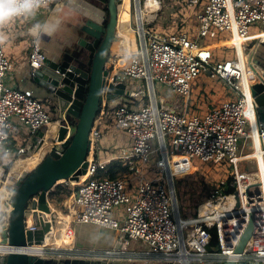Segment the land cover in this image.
Returning <instances> with one entry per match:
<instances>
[{
  "label": "built area",
  "instance_id": "built-area-1",
  "mask_svg": "<svg viewBox=\"0 0 264 264\" xmlns=\"http://www.w3.org/2000/svg\"><path fill=\"white\" fill-rule=\"evenodd\" d=\"M57 1L60 0H48V5ZM136 1L133 17V0H129L130 25L133 31L135 24L133 32L137 34L136 48L127 50L119 44L118 52L111 55L110 64L112 77L117 75L119 81L126 83V94L113 106L110 102L104 104L97 115L91 130L88 172L77 182L74 204L67 207V213L59 211V218L71 216L73 243L75 225L93 223L124 233L127 237L124 245L129 240H141L153 252L180 264H224L228 260L237 264H264V122L258 116L251 91V85L260 80L255 67L260 73L263 70L255 63L247 65L243 49L255 39L264 41V35L257 37L264 33V0H183L189 6L200 7L197 13L200 36L230 32L226 39L233 40L236 57L222 58L216 64L212 63L215 47L190 37L187 30H153L150 24L154 18L149 17V13L156 15L160 7L147 6V0ZM254 24H259L260 29L250 32V26ZM1 29L0 131L6 134L0 136L3 158L0 163L5 168L25 156L37 158L39 162L52 148L50 145L42 153L47 137L52 135L51 132L57 136L62 124H54L56 112L47 111L32 89L13 87L5 82L12 63L5 54ZM116 39L122 40L119 30ZM46 57L39 42L33 40L29 52L32 72L45 64ZM202 72L223 78L237 92V98L224 101L203 116L193 114L190 117L187 110L177 109L158 98L156 82L173 92L190 96L192 80ZM129 78L144 82L145 87L133 89ZM14 120L35 137L31 148L10 144L11 131L16 127ZM110 120L127 132L132 149L124 148L107 160L100 158V150L104 126ZM53 125L55 131L51 129ZM256 134L260 137L259 145ZM260 147L262 159L255 154ZM156 153L155 163L166 179L152 180L142 176L133 200L125 191L123 176H106L108 165L114 160L129 164L130 170H139L135 161H151ZM194 157L204 161L200 164L220 163L213 168L230 164L232 170L209 193L204 204L210 208L207 213L183 217L177 201L176 174L185 173ZM251 159H255L256 169H243V163L247 164ZM3 175L0 186L7 188L10 174ZM122 203L126 204V216L119 218L114 208ZM12 208L7 188L5 195L0 194L1 240L9 225ZM252 218V234L243 251L236 252ZM211 227L216 228V243L211 242L212 235L208 230ZM52 249L60 250L61 246Z\"/></svg>",
  "mask_w": 264,
  "mask_h": 264
},
{
  "label": "water",
  "instance_id": "water-1",
  "mask_svg": "<svg viewBox=\"0 0 264 264\" xmlns=\"http://www.w3.org/2000/svg\"><path fill=\"white\" fill-rule=\"evenodd\" d=\"M123 0H107L106 15L89 16L82 28H91L93 38L86 43L88 64L84 68L72 58L46 57L45 64L29 73V77L44 90V100L66 110L57 136L52 135V148L32 169L8 175L6 184L12 205L9 225L2 233V243L13 247H43L41 253L0 251V264H114L83 251H60L45 246L48 234L56 229L59 203L52 196L57 185L66 180L79 182L88 172L92 150L91 130L102 106L126 94V83L111 74L108 67L119 26V8ZM104 9V8H100ZM149 13V17L153 16ZM255 47V42L248 44ZM250 56L252 64L263 70L260 80L251 85L257 103L258 116L264 122V56ZM112 77V78H111ZM74 128L72 131L71 128ZM70 128V133H69ZM248 169H256L255 159L248 160ZM9 165L5 166V169ZM56 201L57 205H54ZM239 204V201H238ZM31 222H27V216ZM35 226V229H32ZM253 218L245 229L236 252H242L252 234ZM160 264H175L170 259H157ZM115 264H130L124 261ZM224 264H237L228 260Z\"/></svg>",
  "mask_w": 264,
  "mask_h": 264
},
{
  "label": "rangeland",
  "instance_id": "rangeland-1",
  "mask_svg": "<svg viewBox=\"0 0 264 264\" xmlns=\"http://www.w3.org/2000/svg\"><path fill=\"white\" fill-rule=\"evenodd\" d=\"M160 2V8L158 9V12L156 15L150 16L153 17L154 20L151 22L150 26L153 28V30H156L158 32H170V31H176V30H187L189 32L190 37L193 38H199L201 43H207L212 41H217L221 38H226L230 36L229 31H218V34L216 36H211L210 34L208 36H200L198 34V19H197V13L200 10V7L197 6H189L188 4L183 3V0H159ZM131 2V0H130ZM182 4H181V3ZM138 1L133 0V17H135L134 8L136 7V4ZM48 6V5H47ZM129 6H131V3H126L121 5L122 10L124 11L126 18H127V32H126V39H128V45L132 48H136V39L135 37L137 34H135L133 31H135V24H133L134 29L132 31L130 22L131 17L129 14ZM50 8V5H49ZM131 8V7H130ZM83 8H79V13L75 17L76 25L75 27L73 25V19L70 18V16H73L75 12L74 9L66 6H59L54 10V15H56L57 19L59 18L62 21V25L56 33H54V37L50 39V41H43L42 42V51L45 52L48 56H53L56 58H61V54H63L67 51L70 52V49L68 48L69 45H73L74 38L79 36V33L81 35L85 34L83 27V23L88 18V15H85ZM121 9V8H120ZM103 10V9H102ZM106 12V10H104ZM106 15V14H105ZM120 11H119V21L120 19ZM122 17V16H121ZM23 18H18L14 21H21ZM52 19V18H50ZM72 22V23H71ZM260 29L259 24H254L250 26V32H255ZM81 30V32H80ZM1 38L2 41H6V33L3 32V28L1 29ZM119 33V32H118ZM131 34V35H130ZM53 36V35H52ZM122 36V35H121ZM82 37V36H81ZM60 40H58V39ZM233 41L231 39H222L220 41H217V43L211 45L215 47L213 49V58L212 63L216 64V62L222 58H234L236 57V49L234 48H228L222 45H231ZM5 44V42H4ZM116 44H119V40L117 42V39H115L113 48H112V54H115L118 52L119 47H116ZM81 45V44H80ZM82 46V45H81ZM216 46L218 48H216ZM77 50L83 51L82 47H79ZM76 50V52H78ZM74 54H76L75 50L73 51ZM259 53V56H264V44L259 43L256 49L251 51V54L256 56ZM261 57V56H260ZM112 58V57H111ZM109 59L108 67L110 68V64L112 59ZM87 66V65H85ZM131 87L135 90H137L139 87H145L144 82L138 81V79L129 78ZM192 93L190 96H184L182 94L176 93L171 91L169 88H166L159 82H156V89L157 93L160 97H165L168 100L174 101L179 105V108H184L187 106L189 110H187L188 116H192L193 114L197 113L201 116L205 115L208 111H210L213 107H216L218 105H221L224 101L235 99L237 98V92L230 87L227 82L218 76H214L209 72H202L199 76L194 78L192 80ZM42 93L38 96L40 99H42L44 107L47 111L53 113V110L51 108V103L44 100V98L41 95H44V90H42ZM38 92V90H37ZM121 99L115 100V104H117ZM57 115V113H55ZM56 120V119H55ZM56 124V123H55ZM115 128H117L118 131L116 133V136L118 137V141H116V137H114L113 142L108 139L107 132L109 130H106V126H104V133L101 138V144L103 145V148L100 150V158L101 159H112L114 156L120 154L122 152V149L129 148L132 149V145L130 143L129 136L127 132L124 129H121L118 125H114ZM72 131L74 128H71ZM29 132V130H28ZM27 134H30L27 133ZM109 140V141H108ZM29 145V144H28ZM156 145V141H154V146ZM108 148V150H106ZM49 151V150H48ZM47 151V152H48ZM46 152V153H47ZM45 153V154H46ZM158 156V153L154 155V158L151 161L148 162H136V166L139 170H136L134 168L133 170H130L126 172L123 175V179L125 181V191L126 193L131 197V199H135L136 193L138 191V186L141 181V177L144 176L145 178H149L152 180H164L165 177L160 171V169L157 167L155 160ZM1 162V159H0ZM204 162L199 157L192 158V164H190L188 170L185 172L188 175L184 176L185 173H177L176 177V192L177 197L180 200L181 204V212L183 216L186 217H196L197 215H200L201 213H204V204L206 199L209 198V193L213 191L216 187V183L220 180L225 178L232 170V165L225 164L219 167L213 168L215 165H219L220 163L217 162H210V163H203L202 165L195 166V164H200ZM9 165L8 168H4V165L0 163V178L1 176H5L7 172H9L10 175L17 174L16 172L11 173L14 167L16 166V163ZM141 163V164H140ZM38 163H36V160H31L25 164H22L19 166L20 170L21 168L24 169L25 167L29 166L26 169H32L35 167ZM138 164V165H137ZM144 165V167H142ZM243 169H247L246 162L242 165ZM25 169V170H26ZM61 185L69 186L71 188V195L73 196L75 189L78 185V183L74 182H61ZM59 184V185H60ZM58 186V185H57ZM56 186V187H57ZM55 187V188H56ZM65 188V187H64ZM69 194V195H70ZM69 195L64 196L65 199H69ZM207 197V198H206ZM63 201V202H64ZM54 205H57L56 201H53ZM62 203H59L57 206L59 211L66 212L67 207L70 205H61ZM67 206V207H66ZM114 213L119 218H124L126 216V204L122 203L119 206H116L114 208ZM68 216V215H67ZM27 222H31V216L28 215ZM99 225L93 224V223H86L81 226V224L75 225V231L76 234L79 237H84L85 239L93 238L98 234L99 232ZM74 228V226H73ZM61 233V234H60ZM57 236L62 235L61 231H58ZM97 235V236H98ZM141 241V240H140ZM70 241H68L69 243ZM142 242V241H141ZM140 244V242H138ZM145 249H148V246L145 245L144 242L141 243ZM49 247V246H48ZM64 246H61V249ZM66 247V246H65ZM51 248V247H50ZM154 262V261H153ZM175 264H180L179 262H175ZM192 264H201V263H192Z\"/></svg>",
  "mask_w": 264,
  "mask_h": 264
},
{
  "label": "crops",
  "instance_id": "crops-1",
  "mask_svg": "<svg viewBox=\"0 0 264 264\" xmlns=\"http://www.w3.org/2000/svg\"><path fill=\"white\" fill-rule=\"evenodd\" d=\"M161 2V1H159ZM59 6H63V7H70L72 9H74L75 12L73 16H70V18L73 19V25L75 27H77L76 25V19H77V15L79 13V8H83L82 10H84L85 15H89V16H95V17H103L105 15L104 10L105 9H100L101 7H99L98 5H96V3H92L90 0H60L57 1V3H54L52 5H49L45 8H42L37 14L36 16L32 17V18H23L21 21H13L11 22V24H9L8 26L3 28V32L6 33L5 37H6V41L5 42V54L6 56L10 59L11 63H12V67L9 69V71L7 72V75L5 77V82L13 87H19L22 89H32L36 96L38 97L42 91L39 88V86L30 79L29 77V73L32 72L31 70V66L29 63V52L31 49V44L32 41L34 40V38L29 34L28 29L32 26V24L36 23V22H45L47 20H49L50 18L52 19H57L56 15H54V10H56L57 7ZM120 19L122 18L121 21H119V26H118V30L120 31L121 35H122V40L119 42V44H121L122 48L130 50V49H135V48H131L128 45V39H126V32H127V18L126 15L124 13V11L122 10V7H120ZM130 10V9H129ZM122 16V17H121ZM76 17V19H75ZM59 19V18H58ZM130 22V21H129ZM72 23V22H71ZM131 23V22H130ZM81 32V30H80ZM256 32V31H255ZM2 35V33H1ZM131 35V34H130ZM81 33H79V36L76 38H74V43L73 45H69L68 48L70 49V52H73L79 48L82 47L80 45V39H81ZM53 36H47L44 35L40 41L39 44L42 45L43 41H50V39H52ZM58 39V38H57ZM223 38L217 40L220 41ZM226 39V38H225ZM60 40V39H58ZM217 41H212V42H207L206 44L209 45H213L215 43H217ZM118 42V41H117ZM251 42H255V47L254 48H249L248 44L246 47H244V51H245V61L247 63V65H249L251 63L250 60V56L251 51L256 49V47L258 46L259 43L262 42V44H264V41L261 40H253ZM249 42V44L251 43ZM119 44H116V47L119 46ZM224 46V45H222ZM225 47L228 48H234L232 45L231 46H227L225 45ZM42 48V46H41ZM83 48V47H82ZM216 48H218L216 46ZM79 51V50H77ZM69 51L65 52L64 54L66 55L67 53H70ZM62 55V54H61ZM47 57H51L53 59H57L56 57L53 56H48L46 54ZM254 57H258L257 55ZM259 58V57H258ZM38 90V92H37ZM158 95V93H157ZM44 98V95H41ZM238 96V94H237ZM159 98V95H158ZM45 99V98H44ZM114 99L112 101H110V105H114L115 100ZM161 101H165V103H168V105H171L177 109L180 110H189V108L187 106H185L184 108H179V105L174 101L168 100L165 97H160L159 98ZM220 106V105H218ZM217 107V106H216ZM51 108L53 110V112H57V109L61 107H59L58 105L54 106L51 104ZM214 108V107H213ZM212 108V109H213ZM211 109V110H212ZM209 112V111H208ZM197 114V113H195ZM15 122V128L11 131V138H10V144L12 146L15 145H24L26 147L31 148L34 143H35V137L31 134H27L28 129L20 124L17 120H14ZM55 124V123H54ZM52 127H55V125H53ZM49 130V129H47ZM106 130H109L107 132L108 135V139H110V141L113 142L114 137H116V141H118V135L116 136L117 132H120L117 130V128H115L114 126V122H112V120L109 121V123L106 125ZM109 141V140H108ZM29 144V145H28ZM47 144V143H45ZM48 145V144H47ZM103 146V145H102ZM43 151L42 153H44L45 151V146H43ZM108 150V148L106 149ZM0 159L2 160V156L0 154ZM27 158V156L24 157V161L25 163H27L28 161L31 160H36V163L38 162L37 158L31 159ZM198 165H202V164H196V166ZM175 185H177L175 183ZM74 195V194H73ZM177 201H178V205H179V209H180V213L183 216L182 212H181V204H180V200L177 197ZM70 205L72 206L74 204V200H73V196L70 194L69 195V199H65L64 202H62V205ZM67 207V206H66ZM65 217L67 219H69L70 221L72 219H70L71 217L68 215ZM186 217V216H183ZM73 223H70V226L68 227V229L66 230L65 236L63 238V242L60 244H52V247H60V246H64L62 249H60V251H83V252H87L90 253L91 255L102 259L104 256L107 257L106 261H113L114 264L115 262H120V261H124L126 263H130V264H160V262H157L158 258L160 259H165V257L157 252H153L149 246L145 243V245L148 246V249H145V247L141 244L142 242L140 240H129L128 244L124 245V240L127 238L126 235L120 231L117 230H113L111 228L108 227H104V226H100L99 227V232L100 234L93 238H88L85 239L84 237H79L77 234L75 235V242L73 243V238H74V229H73ZM84 224H81V226ZM56 232V229L53 231L52 234H54ZM52 234H48V237H51ZM68 241H70L68 243ZM140 242V244L138 243ZM66 246V247H65ZM51 247V248H52ZM50 248V246H49ZM167 259V258H166ZM154 261V262H153Z\"/></svg>",
  "mask_w": 264,
  "mask_h": 264
},
{
  "label": "bare ground",
  "instance_id": "bare-ground-1",
  "mask_svg": "<svg viewBox=\"0 0 264 264\" xmlns=\"http://www.w3.org/2000/svg\"><path fill=\"white\" fill-rule=\"evenodd\" d=\"M126 3H130L129 0H123V3L121 5L126 4ZM149 5H154V6H156L158 8V7H160L161 4H160L159 0H147V6H149ZM119 11H120V8H119ZM138 12H139V17L138 18L140 19L139 7H138ZM83 29L85 31V34L82 35V37L80 39V44L83 47V51L79 50L78 52H76V55L74 57V63L76 65L80 66L81 68H84L85 65L88 64V59L86 57V47L85 46H86V43H88V41L92 40V38H93V34H92L91 28H83ZM262 35H264V33L261 34L260 36H257V37H261ZM231 45H229V46H231ZM65 112H66V110H64L62 108L61 109L60 108L57 109V112H56L57 113V118L55 120V123H56L55 125H58V124L60 125L61 124V119H65L66 118ZM54 128L55 127H52L51 129L54 130ZM51 133H52V135H54L53 132H51ZM51 136H48L49 138L47 137V139H46L47 140L46 143L48 145H46L45 149L49 148V146L52 145V143L50 142V137ZM256 141H257L258 145H259V143L261 144L260 137L258 136V134H256ZM261 150H262V147H260V149L255 152V154L258 155L260 157V159H262ZM15 163H16V166L14 167L13 170H15V169L16 170L12 171L11 173H13V172L22 173L24 169L29 167V166H27L24 169L21 168L20 170H18L19 166H21L22 164H25L24 166H26V163L24 161V157H22V159L20 161L17 160ZM262 169L264 170L263 166H262ZM0 172H1V168H0ZM263 175H264V173H263ZM71 182H74V181H71ZM6 192H7V188L3 187V185L0 186V194H1V196L5 195ZM209 210H210V208H208L207 206L204 207V212L207 213ZM70 219H72V218H70ZM57 223L58 224L56 226V232L54 234H52L51 237H47V240H46V243H45L46 246L52 247L53 246L52 244H60V243H62L63 242V238H64L65 233H66V230L70 226L71 221L69 219H67L65 216H61L60 218H58ZM58 231H61L62 235L57 236L56 233ZM13 250H15V251L16 250L26 251V252H30V253H41V252L44 251L43 247H40V246L20 248V247H13V246H10L9 244H5V243H2V242L0 243V251H13Z\"/></svg>",
  "mask_w": 264,
  "mask_h": 264
},
{
  "label": "clouds",
  "instance_id": "clouds-1",
  "mask_svg": "<svg viewBox=\"0 0 264 264\" xmlns=\"http://www.w3.org/2000/svg\"><path fill=\"white\" fill-rule=\"evenodd\" d=\"M48 0H0V28H4L18 18H32L47 7ZM62 25L60 19L36 22L28 29L29 34L38 43L44 36H52ZM6 133L0 131V136Z\"/></svg>",
  "mask_w": 264,
  "mask_h": 264
},
{
  "label": "trees",
  "instance_id": "trees-1",
  "mask_svg": "<svg viewBox=\"0 0 264 264\" xmlns=\"http://www.w3.org/2000/svg\"><path fill=\"white\" fill-rule=\"evenodd\" d=\"M128 171H130L129 164H125L121 160H114L109 163L106 176L111 177V178H116L118 176H123ZM71 192L72 191L69 186L60 184L52 191V196L54 199L57 200L58 203H62L64 201V196L62 195L65 194L66 196H68ZM208 230L212 235L211 242L216 243L217 241L216 228L211 227Z\"/></svg>",
  "mask_w": 264,
  "mask_h": 264
},
{
  "label": "flooded vegetation",
  "instance_id": "flooded-vegetation-1",
  "mask_svg": "<svg viewBox=\"0 0 264 264\" xmlns=\"http://www.w3.org/2000/svg\"><path fill=\"white\" fill-rule=\"evenodd\" d=\"M92 3H96V5H98L99 7H101V8H104L105 10H107L106 8H107V0H90ZM107 12H105V14H106ZM75 54H74V52H70V53H67L66 55L65 54H63V57L64 58H68V59H70V58H72V56H74Z\"/></svg>",
  "mask_w": 264,
  "mask_h": 264
}]
</instances>
